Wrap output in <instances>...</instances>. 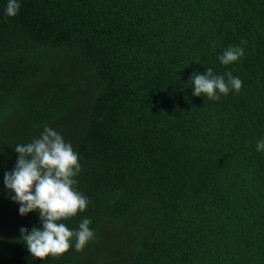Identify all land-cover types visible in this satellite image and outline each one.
Segmentation results:
<instances>
[{"label": "trees", "instance_id": "obj_1", "mask_svg": "<svg viewBox=\"0 0 264 264\" xmlns=\"http://www.w3.org/2000/svg\"><path fill=\"white\" fill-rule=\"evenodd\" d=\"M18 3L9 17L0 0V264H264V0ZM207 68L241 91L196 97ZM46 126L88 200L62 222L91 220L94 239L38 260L20 229L39 213L20 215L4 175Z\"/></svg>", "mask_w": 264, "mask_h": 264}, {"label": "clouds", "instance_id": "obj_2", "mask_svg": "<svg viewBox=\"0 0 264 264\" xmlns=\"http://www.w3.org/2000/svg\"><path fill=\"white\" fill-rule=\"evenodd\" d=\"M20 9L18 0H7L5 14L15 17ZM244 56V49L231 46L219 57L223 65L238 62ZM227 76V81L225 80ZM193 94L219 100L234 90L242 89V81L233 77L229 71L224 75H214L212 68L205 74H196L191 78ZM219 93V94H218ZM19 154L16 167L4 175V184L9 190L10 199L20 205L19 213L27 216L38 212L42 229L21 228L22 241L32 257L45 260L49 256L59 258L72 247L75 238V250L82 252L94 239L90 229L92 223L83 219L77 231L70 230L62 221L75 217L87 208V198L76 190L75 177L81 171L78 154L70 143L51 127H44L39 138L25 145H16ZM257 151H264V139L257 141Z\"/></svg>", "mask_w": 264, "mask_h": 264}]
</instances>
